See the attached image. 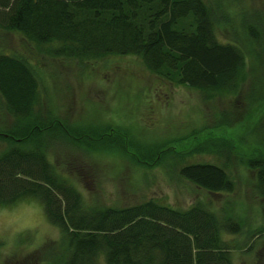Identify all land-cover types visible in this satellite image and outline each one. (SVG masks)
Segmentation results:
<instances>
[{"label": "trees", "instance_id": "16d2710c", "mask_svg": "<svg viewBox=\"0 0 264 264\" xmlns=\"http://www.w3.org/2000/svg\"><path fill=\"white\" fill-rule=\"evenodd\" d=\"M221 9L205 0H0V28L19 33L55 59L137 56L159 78L196 89L203 98L235 95L247 84V102L255 112L239 125L250 126L264 113V23L244 19L236 29ZM217 27L231 31L232 40H219ZM38 86L26 57L0 53V100L12 118L0 131V141L7 143L0 152V207L30 197L40 201L60 233L51 264H233L231 253L238 247L231 235L241 223L230 210L211 209L210 196L234 189L223 166L200 162L179 168L182 178L207 193L205 200L183 208L153 199L84 206L80 192L49 162L46 144L50 137L65 141L72 132L98 140L103 133L72 130L49 112L42 117L36 109ZM230 118L223 109L215 128L223 132ZM257 133L258 147L242 162L253 171L254 190L264 199V132ZM225 135H218L220 144L216 136L217 142L207 139L202 147H214L211 153L234 147Z\"/></svg>", "mask_w": 264, "mask_h": 264}, {"label": "rangeland", "instance_id": "374dc122", "mask_svg": "<svg viewBox=\"0 0 264 264\" xmlns=\"http://www.w3.org/2000/svg\"><path fill=\"white\" fill-rule=\"evenodd\" d=\"M205 1L222 6L220 14L236 29L244 19L257 26L264 23V0ZM216 30L219 40H232L231 31ZM0 53L22 55L30 62L39 81L36 109L42 117L49 112L72 130L102 131L99 140L97 135L72 132L65 141L50 137L46 144L49 162L80 192L84 206L121 207L153 199L183 208L205 200L207 193L182 178L179 168L200 162L223 166L234 189L210 196L211 209L218 214L230 210L241 223L240 231L231 235L238 247L231 253L232 263L264 264V231L248 237L264 227V199L254 190L253 171L242 162L258 147L264 113L250 126L239 125L255 112L247 102V84L235 95L203 98L196 89L159 78L137 56L55 59L27 44L19 33L1 28ZM261 73L264 76V68ZM223 109L231 113L223 132L234 147L211 153L208 149L214 147L202 145L216 136L221 143L218 135L223 132L215 124ZM0 122V131L12 122L1 100ZM195 145L202 150H192ZM6 146L0 141V152ZM59 235L36 198L0 207V264H51L58 255Z\"/></svg>", "mask_w": 264, "mask_h": 264}]
</instances>
